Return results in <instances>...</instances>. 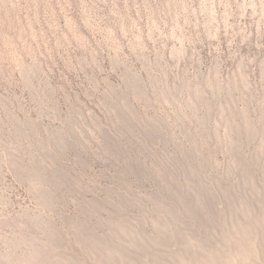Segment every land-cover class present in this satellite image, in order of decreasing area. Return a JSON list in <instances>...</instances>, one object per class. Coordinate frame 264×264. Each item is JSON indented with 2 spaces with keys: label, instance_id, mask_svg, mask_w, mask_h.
I'll use <instances>...</instances> for the list:
<instances>
[{
  "label": "rangeland",
  "instance_id": "374dc122",
  "mask_svg": "<svg viewBox=\"0 0 264 264\" xmlns=\"http://www.w3.org/2000/svg\"><path fill=\"white\" fill-rule=\"evenodd\" d=\"M0 264H264V0H0Z\"/></svg>",
  "mask_w": 264,
  "mask_h": 264
}]
</instances>
